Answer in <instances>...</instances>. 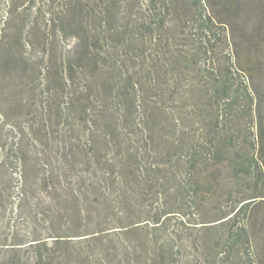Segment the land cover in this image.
Returning <instances> with one entry per match:
<instances>
[{
	"label": "rangeland",
	"instance_id": "374dc122",
	"mask_svg": "<svg viewBox=\"0 0 264 264\" xmlns=\"http://www.w3.org/2000/svg\"><path fill=\"white\" fill-rule=\"evenodd\" d=\"M223 3L206 46L170 20L151 33L171 12L159 0H0V264H264V167L243 174L227 153L221 186L190 197L188 145L204 125L213 138L207 73L186 66L226 61L219 26L252 47L264 128V0Z\"/></svg>",
	"mask_w": 264,
	"mask_h": 264
},
{
	"label": "trees",
	"instance_id": "16d2710c",
	"mask_svg": "<svg viewBox=\"0 0 264 264\" xmlns=\"http://www.w3.org/2000/svg\"><path fill=\"white\" fill-rule=\"evenodd\" d=\"M159 3L162 7L167 8V10L171 12L166 16H164L162 12L155 15L158 19L156 24L159 26L152 29L151 33L154 34L158 31L157 29L166 28L165 23L167 20H170L174 22V24L177 23L179 25L181 24L182 26H175L176 29L175 27L172 29L173 26H167L169 32L173 30L177 32L180 30L181 38L186 41H198L199 44L209 46L213 40V36L218 34V32L214 30V28L218 26L211 25L217 20L213 9H215V7L224 6L223 0H221L218 6H213L210 0H159ZM192 12L195 13L194 16L190 14ZM220 23L225 24L223 22ZM219 27H223L225 30L223 46H221L220 53L221 55L223 53L225 54L224 60L226 61L220 63L222 61L210 59L209 64H205V67H202L200 66L198 58H194L189 60L190 64L189 66H186V69L189 67L191 70H195L200 74L204 72L207 73H204V76L207 78V81H204L205 88H207V94L205 95V105L210 106L211 128H209V133L213 138V140L210 141V144H208L207 130L205 129L204 125L199 129V133L197 134L198 137L195 135V141L192 142L191 145L189 144L187 148L188 155L185 159L187 165L190 167V177L192 178L190 183V197L194 201L201 199V195L206 196L208 193H211L213 189H218V187L221 186L220 179L222 175L220 173L222 170V163L226 162L223 157L227 153L235 154V159L232 162H234V164L243 174H250L252 169L255 170L256 167H264V128L263 124L259 122V117H255L254 115L255 113L257 114V112H259L257 111L258 107L256 105L259 92L257 91L254 82L256 62L253 58L254 55L251 50L252 47H247L244 43L242 45L241 42L236 40V35L233 31H226L228 26ZM218 35L220 36V34ZM200 38L203 40L201 43ZM244 50L247 51L246 57H244ZM212 53L213 51L210 49L204 51V54L207 56L211 55ZM198 54L200 55L199 52ZM73 71L75 70H73L72 65L69 64L68 72L70 73V78L72 76L71 72ZM177 85H183V82H177ZM188 91L189 88L186 90L185 95ZM198 97L200 98L201 96ZM183 99L185 98H182L180 102L183 101ZM185 107L187 108L188 113L189 104L187 103ZM79 109L81 110L83 116L87 115L89 111H91V109H89L86 105H81ZM198 109H200V111L204 110L201 107L199 108V106ZM241 109H244V111ZM237 111L239 112L236 113ZM242 112L244 113V117ZM205 117L206 116H204L203 113L196 114V120H198L199 123L206 124L207 120ZM248 119L250 124L247 123V130L251 131L252 133V130L248 128V126L251 125L252 127H256V140H253V143L252 141H249V146H251V149L253 150L251 158H249L247 161L241 162L239 159L241 158L243 150L236 149V139L239 136V129L246 126L244 125L245 120L247 122ZM211 145L213 147H211ZM208 152H210L209 154H213L212 158L209 157ZM248 156H250V154ZM250 159L252 162H249ZM99 164H101L100 161ZM114 167L116 168L118 166L115 164ZM208 168L215 170V174H213V176L210 174L205 175V173L208 171ZM203 176L206 177L205 183ZM213 177L216 178V182H212L211 178ZM207 180L208 182L211 180V182L208 183ZM206 183L209 185L207 191L204 190ZM258 198L259 197H252L247 199L255 201L250 203H244V201L243 205L238 209L237 212L234 211L232 213L223 215V217L218 220L217 225L233 222L239 213L242 214L251 203H256V199ZM247 240L249 242L248 236ZM32 242L37 243L31 244ZM32 242L29 243V246L31 247L41 244L38 243V241ZM239 258L241 261L240 264H246L247 260H251L253 264H260L256 254L252 255L249 259H246L245 256H239Z\"/></svg>",
	"mask_w": 264,
	"mask_h": 264
}]
</instances>
